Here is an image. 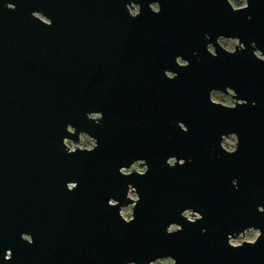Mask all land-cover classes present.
Here are the masks:
<instances>
[{
  "label": "water",
  "instance_id": "water-1",
  "mask_svg": "<svg viewBox=\"0 0 264 264\" xmlns=\"http://www.w3.org/2000/svg\"><path fill=\"white\" fill-rule=\"evenodd\" d=\"M260 57L264 0H0V264H264Z\"/></svg>",
  "mask_w": 264,
  "mask_h": 264
},
{
  "label": "clouds",
  "instance_id": "clouds-1",
  "mask_svg": "<svg viewBox=\"0 0 264 264\" xmlns=\"http://www.w3.org/2000/svg\"><path fill=\"white\" fill-rule=\"evenodd\" d=\"M228 2L232 5V7L234 9H239V8H244L246 7V0H228ZM8 7H12V5H8ZM151 7L155 10L157 9V5L155 3H153L151 5ZM135 9V6H133V10ZM34 15L39 16V13H34ZM41 19H44L43 16H40ZM219 43L221 44L222 47H224L227 51L231 52L233 51V45L237 43V41L235 39H225L224 37H220L219 38ZM208 50L212 51V46L209 45L208 46ZM257 56H260L259 52L255 53ZM261 59H264V57H260ZM181 63H184V61H181ZM213 98L214 99H219V101L221 103L227 104L229 106H231L233 104V101H231L230 99H228L227 97H222L221 94L219 93H213ZM71 131V129H69ZM82 143L80 145H78L79 147H91L94 143V141L90 138L87 137L84 134H81L80 137ZM235 141L236 138L235 136L230 137L226 142H225V146L229 148V150H232V148L235 146ZM65 143L69 146V148H73V147H77L76 145H73L71 141L65 140ZM172 161L169 160V163H171ZM139 163V162H138ZM133 168H136V164L132 165ZM132 169H121L122 172H129ZM137 171L139 172H143L144 169L143 168H137ZM133 199H135V197H133ZM122 215H124L125 219H131V205H129L127 208H124L121 210ZM185 215H187V213H185ZM175 227V226H173ZM259 235V232L255 229H250L247 233L246 236L241 237V239H247L250 242L255 241L256 237ZM25 239H27V237H25ZM240 241L239 240H232L230 241V243L232 244H238ZM150 264H173V261L171 260V258L168 259H163V260H157V261H152L150 262Z\"/></svg>",
  "mask_w": 264,
  "mask_h": 264
},
{
  "label": "rangeland",
  "instance_id": "rangeland-1",
  "mask_svg": "<svg viewBox=\"0 0 264 264\" xmlns=\"http://www.w3.org/2000/svg\"><path fill=\"white\" fill-rule=\"evenodd\" d=\"M136 12V8L133 10V12ZM234 46V45H233ZM214 93V92H213ZM213 93H212V100H214V101H216V102H220L219 101V99H214L213 98ZM215 93H219V94H221V96L222 97H227L228 99H230L231 101H234L231 97H230V95H225V94H223V93H221V92H215ZM221 103V102H220ZM222 104H224V103H222ZM227 105V104H226ZM85 135V134H84ZM87 136V135H86ZM232 136H234V135H230V136H228V137H225L224 139H223V141H222V145L226 148V149H228L229 150V148L228 147H226L225 146V142L230 138V137H232ZM80 137H81V135H80ZM88 137V136H87ZM82 143V141H81V139H80V141L77 143V144H75L77 147H79L78 145H80ZM235 143H236V141H235ZM92 147V146H91ZM235 147V146H234ZM234 147L232 148V150L234 149ZM80 148H90V147H80ZM133 168V167H132ZM137 168H143L144 169V167H141V166H139L138 165V163L136 164V168H133V169H136L137 170ZM130 195V197H136L135 196V194L134 193H130L129 194ZM129 206V205H128ZM128 206H123L122 208H121V210L122 209H124V208H127ZM132 207V206H131ZM121 214H122V212H121ZM123 217H124V215H122ZM125 218V217H124ZM256 230V229H255ZM249 231V230H248ZM248 231H245V233H243V234H239L238 236H236V237H232V238H230V241H232V240H239L240 242L238 243V244H240L242 241H249V240H247V239H241V237H244V236H246L247 235V233H248ZM258 231V230H257ZM163 259H168V258H163ZM163 259H159V260H163ZM172 260V259H171ZM157 261V260H156Z\"/></svg>",
  "mask_w": 264,
  "mask_h": 264
},
{
  "label": "flooded vegetation",
  "instance_id": "flooded-vegetation-1",
  "mask_svg": "<svg viewBox=\"0 0 264 264\" xmlns=\"http://www.w3.org/2000/svg\"><path fill=\"white\" fill-rule=\"evenodd\" d=\"M135 6V8H136V12H137V10H138V6L137 5H134ZM153 9V8H152ZM157 9H158V6H157ZM156 10V9H155ZM130 12L133 14V13H136L135 11L133 12V8L132 9H130ZM40 16L41 15H39L38 17L40 18ZM44 17V16H43ZM41 19V18H40ZM42 21H44L45 23H49L50 22V20L48 19V18H46V17H44V19H41ZM226 39V38H225ZM218 41H219V39H218ZM235 45V44H234ZM209 46V45H208ZM233 48H234V46H233ZM211 52H213V47H212V51ZM178 62H181L179 59L177 60ZM166 74L168 75V76H172L173 74H171L170 72H166ZM213 92H218V91H213ZM212 92V93H213ZM222 93V92H221ZM223 94H225V95H230V97H231V94H232V91L231 90H228V93H223ZM211 97H212V94H211ZM232 98V97H231ZM233 104H234V101H233ZM232 104V105H233ZM226 105V104H225ZM231 105V106H232ZM229 106V105H228ZM94 118H97V117H99V115L98 114H94V115H92ZM230 136V135H229ZM228 137V136H227ZM225 138V137H224ZM250 230V229H249Z\"/></svg>",
  "mask_w": 264,
  "mask_h": 264
},
{
  "label": "built area",
  "instance_id": "built-area-1",
  "mask_svg": "<svg viewBox=\"0 0 264 264\" xmlns=\"http://www.w3.org/2000/svg\"><path fill=\"white\" fill-rule=\"evenodd\" d=\"M68 141H69V140H68ZM72 144L75 145V143H72ZM66 145H67V144H66ZM67 146H68V145H67ZM68 148H69V146H68ZM74 148H75V147H73V148H71V149L69 148V149H70V150H73ZM135 164H137V163H135ZM138 164H139V163H138ZM139 166H140V165H139ZM130 168L133 169L132 166H131ZM134 170H136V169H134ZM136 171H137V170H136ZM129 172H130V171H129ZM130 193H133V192H129V194H130ZM129 196H130V195H129ZM131 198H132V197H131ZM186 213H187V216L190 217V216H189V213H188V212H186Z\"/></svg>",
  "mask_w": 264,
  "mask_h": 264
}]
</instances>
